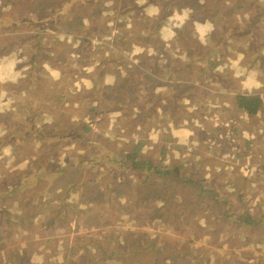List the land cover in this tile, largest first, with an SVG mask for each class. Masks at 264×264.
<instances>
[{
  "label": "rangeland",
  "instance_id": "374dc122",
  "mask_svg": "<svg viewBox=\"0 0 264 264\" xmlns=\"http://www.w3.org/2000/svg\"><path fill=\"white\" fill-rule=\"evenodd\" d=\"M122 1L50 0L42 18L34 9L0 12V166L14 177L6 185L24 179L36 184L26 208L21 200L9 202L13 216L0 224V248L13 249L0 254V264H34L39 255L44 264H60L62 254L68 264H81L82 242L107 250L123 245V259L113 264H235L234 252L243 246L264 250V114L250 116L233 100L238 93L264 98V81L252 78L258 68L264 74V49L244 58L251 59L252 65L246 64L253 75L237 64L231 38L223 42L228 33L220 34L227 45L219 61L213 59L215 44H204L210 47L205 50L202 42L190 44L183 34L159 48L157 34H131L129 25L137 16L150 21L155 11ZM91 2L95 6L89 9ZM108 4L112 6H99ZM172 5L180 8V1ZM257 24L264 31L260 14L236 33L253 36ZM138 36L144 41L137 42ZM253 42L264 44V38L254 35ZM42 44H58L60 61L52 53L41 59ZM112 91L118 98L113 105ZM66 113L74 120L87 114L104 133L98 141L103 137L110 158L117 152L121 158L104 164L101 149L95 155H76L64 135L72 131L64 129ZM10 121L14 124L8 125ZM82 142L87 143V136ZM138 142L142 149L136 163L150 165L143 184L137 179L142 181L145 171H134L122 157L128 145ZM76 158L91 162L85 166L89 170L75 165ZM170 168L173 173L165 174ZM84 179L94 182L93 188L120 185L117 197L128 202L119 210L123 214H116L120 227L107 225V217L99 229L77 219L86 215L89 203H83L82 192L75 194L67 186L79 189ZM84 195L93 198L91 206L117 208L107 191ZM164 199L175 202L183 216L176 219L175 208L168 211ZM17 204L22 211H16ZM248 213L255 224L241 227L236 220ZM10 224L15 227L12 237ZM70 233L75 236L70 252L69 245L62 248L66 241H49ZM21 245L32 251H18L15 246ZM85 261L103 264L94 258Z\"/></svg>",
  "mask_w": 264,
  "mask_h": 264
},
{
  "label": "crops",
  "instance_id": "0c3cea01",
  "mask_svg": "<svg viewBox=\"0 0 264 264\" xmlns=\"http://www.w3.org/2000/svg\"><path fill=\"white\" fill-rule=\"evenodd\" d=\"M96 1H105V0H96ZM115 1L123 2L122 0H115ZM172 1L173 0H133L132 1L133 5L131 6V8L136 9L138 6L143 4L149 8H152L155 11V14L152 15L153 19H151L150 21H144L146 15H143L141 20H138V16H137L136 20L131 21L129 23L131 27V34L134 33L157 34L159 37L158 41L161 43L160 45L157 44L159 48L165 47V44H167L168 41H172L176 39L177 34H183L182 37L185 36L190 44H195L194 40L196 39L197 42V39L199 38V40L202 41L203 44H215L213 50H215V53L217 55V56L215 55L217 61L221 60L222 54H225L226 52L225 47L227 44H222V43L231 38L230 42L232 43L233 53L235 56L239 58L237 60L238 61L237 64L239 63L241 65V68L244 69L247 67L248 69L246 70L248 71V73L250 72L249 70L253 69L251 68V66L246 64L249 63L250 65H252L251 59L245 62L244 58L245 56L255 57L259 55L260 52L263 54V51L258 50V48L264 49V44H254L253 37L255 35V36H259L260 39L264 38V31H260V29H258L259 24H257L255 25L252 32L253 36H247V37L239 36L238 35L239 33L237 34L236 32L245 28V25L254 15L260 14L262 15V17H264V0H179L180 8H177L176 5L169 6V3ZM29 9H33V8L30 7ZM258 9H260L259 12H257ZM12 13H18V12L13 11ZM26 13L27 12H25V14ZM120 28L122 32L127 31L122 26H120ZM199 32L203 33L204 35L199 36L198 35ZM221 33H228V36L224 38L223 42H222V37L220 35ZM127 39H129V37H127ZM142 40L143 38L141 36H138L136 38L137 42ZM143 44H152V43L144 42ZM256 50L258 53L255 52ZM59 52L62 53L58 44H42L40 58L42 59L48 53H52L55 60L60 61L58 58ZM240 71L243 72L242 69ZM261 72L258 68V75L256 77L253 76L252 78L254 80L261 78V80L264 81V74L263 76H261ZM250 73L253 74L252 72ZM78 74L80 73H74L73 75L77 76ZM58 82L59 79H56V83ZM21 93L22 92L16 94L19 96ZM4 95L6 96L7 94L4 93ZM111 98H117V94H115L114 91H112ZM111 98H110V102L112 103ZM74 121L77 122L74 123ZM65 122L66 125H64V129L72 130V131L65 132L64 135L65 136L68 135V140L70 141L71 146L75 148L74 151L76 152V155L78 156L95 155L98 154L97 150L101 149L104 151L103 158L105 160L103 163L106 164L107 163L106 161L115 163V161L118 159L120 152H117L115 154L116 155L115 157L110 158L108 148L104 146L103 137L101 138L100 143L98 141L99 140L98 137L100 135H103L104 133L102 134V132H99L97 130L98 128H96L95 127L96 125H94L91 122V119H89L87 114H84V116L81 119L79 118L76 120L75 118L74 120L73 114L66 113ZM111 122L114 123L113 118H111ZM13 124H14L13 121H10L8 123V125H13ZM76 129L78 131L74 132L73 130ZM85 136H87V143L82 142ZM58 142H60V140H57L56 143ZM60 146H67V143H62ZM116 146L117 145H113L112 149H115L114 147ZM83 160L84 159L78 160V158H76L75 165L78 164V167L88 171L89 168H85V166L88 165L91 167L92 164L91 162L88 163V161L83 163ZM93 173L95 174V169H93ZM115 178H118V180L121 179L117 176V172L115 174ZM13 180L14 177L8 175L6 171L4 172L2 167L0 166V224L3 222V220H5L4 223H7L6 220L10 219L13 216V214H11V212L9 211V208L11 207L9 202H13L17 199L21 200L22 208H26L27 204L30 201L29 199L30 194H33L35 192L34 186L36 184L35 185L30 184L28 179H24L20 182H17V184L13 183L12 186L6 185L9 184L8 181H13ZM138 180L139 179H137V182ZM94 184H95L94 182L84 179V183L79 187V189H74V187L71 185L67 186V188H73V190H75V194L78 191L80 193L82 192L81 199L83 203L86 202L89 203V205L86 204L84 206L86 215H80L77 219H81L83 224H85V226L88 228H91L90 226L93 227L96 226L95 229H99L101 228V222L105 220L104 217H107L106 220L107 225H112V226L116 225V227H120V224L117 221L118 218L116 214H123L119 210H121V207H123V205L128 203L127 201L125 200L123 201L121 198L117 197V194L120 193V191H122V188L120 187V185L115 184L114 182L103 184V191L104 192L107 191V193L113 194L110 201L116 203L117 208L115 211H112L109 209L106 210V208H104L102 204H97L95 206L90 205L91 203L89 201H91L90 199L91 197L90 196L85 197L84 194H91L93 192ZM56 201L58 200L56 199L55 202ZM55 202L49 204L47 209H50V207L53 206ZM17 206L19 210L16 211H22L20 204H17ZM111 206L112 205H108L107 208H112L113 206L112 207ZM41 209L42 207L37 209L36 213H38ZM120 219H123L122 215ZM252 221H253V216H252ZM259 223H261L260 220ZM32 226L33 227L31 229L33 230L35 225ZM8 233L10 237H12L13 234L15 233V227L13 225L11 228L8 227ZM100 233H103V231H100L98 234H93V235H99ZM74 237L75 236L72 235L71 233L68 234L67 236H57L58 239L56 237L51 236L49 238V241H57V240L61 242L66 241V244L62 243V248L69 245L68 250L70 252L75 245V242L71 243V240L74 239ZM92 239L94 238L92 237ZM262 239L264 240V237ZM101 240L102 239H97L95 242ZM43 243L44 241H42V243L39 244L41 249L44 247ZM15 247H18V251L25 250V253L26 251L27 252L32 251L30 249H24L23 245H21V247L19 246H15ZM8 250L9 248L7 249L0 248V254L5 253ZM80 251L82 252V250L79 249L78 252L80 253ZM234 254L237 256L233 259L234 261L232 260V263L236 261L235 264H264V250H259L255 248H245L243 246L242 248L236 250ZM62 257L64 258L65 261L60 262V264H68L66 260L67 258L64 256V254H62ZM45 261L46 260H43V255H39L35 257L34 264H44ZM225 262H227L226 264H231L229 263V261H225ZM18 264H22V260H20ZM31 264H33V262Z\"/></svg>",
  "mask_w": 264,
  "mask_h": 264
},
{
  "label": "trees",
  "instance_id": "16d2710c",
  "mask_svg": "<svg viewBox=\"0 0 264 264\" xmlns=\"http://www.w3.org/2000/svg\"><path fill=\"white\" fill-rule=\"evenodd\" d=\"M49 1L50 0H0V12L2 10H5V11L9 10L10 13H12L13 11H16V12L21 11L20 12L21 14H25V12H27L29 10V8L32 7L34 9L33 11L35 12L36 17L42 18L46 13L47 6L49 5ZM105 1H107V0H105ZM94 6H95V4L93 2H91L89 4V6H87V7L89 9H91V8H94ZM99 6L108 7V6H112V4L99 5ZM40 12H43V14L39 15ZM10 17H12V16L10 15ZM198 35L202 36L204 34L199 32ZM124 37L125 36H123V40L127 39V37L125 39H124ZM197 41H200L199 38L197 39ZM200 42H202V41H200ZM200 45L203 48H205V50L210 49V47H208L207 45H204V44H200ZM213 59H214V61H217L216 58H213ZM111 100H112L111 105H113L118 100V98H111ZM233 100H234V105L237 106L239 108V110L246 112L250 116H256V115L258 116V115L264 114V98L262 95H245V94L238 93L233 97ZM110 116L113 117L112 115H110ZM141 149H142V143L141 142H138L137 144H130L126 147V153H124L122 157H124L123 164H127V163L132 162V164L134 165L133 166L134 171H136V170L145 171L144 173H142V175H143V177L141 178L142 181L138 180V182H140V184H143V183L147 182V180L150 176V172H148L150 169L149 168L150 165H149L148 161H145V160H141L138 163H136V161L139 160L138 156H139V151ZM174 169H176L177 172L179 171V168H174ZM167 173H173V169L167 170L165 174H167ZM91 189H92V187H91ZM93 191H96V194L97 193L101 194L102 192H104L103 191V184L102 183L97 184V186L95 188H93ZM90 199L92 200L93 198L91 197ZM164 201L168 205V211L172 210V208H175V211L177 212V214L176 215L174 214L175 215L174 217L176 219L183 216L182 211L180 213V209L177 206V204H175V202H173L172 200H169V199H164ZM196 201H199V198H197ZM183 204L193 205V204H195V201L189 202V203L183 202ZM201 210H204L202 205H201ZM191 213H193V211H191ZM170 215H171V213H170ZM189 215H190V213H188L185 216V218H187ZM236 222L241 227H244V225L246 226V225H249L251 223L254 224V222L252 221V216L249 213L245 214V216H243L241 218H238L236 220ZM174 229H176V227ZM117 246H118V248H112V249L107 250L105 247L103 248L101 246V244L95 245L94 243L89 244V243L82 242V247L80 248L82 250V253L78 258L81 259V264H85L86 263L85 260L88 259V261H90L91 258H94L95 260H100V262H102L103 264L104 263L113 264L117 260H120V259L122 260L123 259L122 255H124L123 252L121 250H119L123 247V245H117ZM131 249H134L133 245L131 246Z\"/></svg>",
  "mask_w": 264,
  "mask_h": 264
}]
</instances>
